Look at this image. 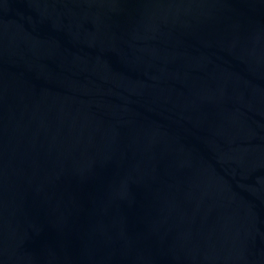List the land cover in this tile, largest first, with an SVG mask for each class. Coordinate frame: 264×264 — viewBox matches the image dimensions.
Returning <instances> with one entry per match:
<instances>
[{
  "label": "water",
  "instance_id": "obj_1",
  "mask_svg": "<svg viewBox=\"0 0 264 264\" xmlns=\"http://www.w3.org/2000/svg\"><path fill=\"white\" fill-rule=\"evenodd\" d=\"M0 264H264V0H0Z\"/></svg>",
  "mask_w": 264,
  "mask_h": 264
}]
</instances>
